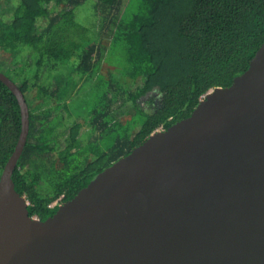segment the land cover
Returning a JSON list of instances; mask_svg holds the SVG:
<instances>
[{
	"label": "trees",
	"instance_id": "1",
	"mask_svg": "<svg viewBox=\"0 0 264 264\" xmlns=\"http://www.w3.org/2000/svg\"><path fill=\"white\" fill-rule=\"evenodd\" d=\"M87 2L92 14L80 20ZM134 3L19 0L0 14V70L30 112L13 179L31 215H53V201L72 199L152 132L191 115L210 90L246 71L264 43V0ZM22 126L20 101L0 79V176Z\"/></svg>",
	"mask_w": 264,
	"mask_h": 264
},
{
	"label": "water",
	"instance_id": "2",
	"mask_svg": "<svg viewBox=\"0 0 264 264\" xmlns=\"http://www.w3.org/2000/svg\"><path fill=\"white\" fill-rule=\"evenodd\" d=\"M0 176V264H264V43L229 86L156 130L46 219L13 172L30 112Z\"/></svg>",
	"mask_w": 264,
	"mask_h": 264
},
{
	"label": "rangeland",
	"instance_id": "3",
	"mask_svg": "<svg viewBox=\"0 0 264 264\" xmlns=\"http://www.w3.org/2000/svg\"><path fill=\"white\" fill-rule=\"evenodd\" d=\"M18 2H19V0H0V14H3L4 11H6V9H8V8L12 9V11H13L14 8L16 7V5L18 4ZM124 3H126V1ZM138 6H139V0H135L134 6L132 8L137 9ZM90 7H91V2H87V3H84L82 6H80L77 9V10H79L78 15H80V16L78 18H80V20L85 19V21H86L88 16H91L92 13H91ZM8 12L9 11H7V15H8ZM97 17L95 19V24L100 26V27L103 26L102 30H105L107 22L103 23L102 19L99 16H97ZM84 24H85V22H84ZM13 69H14L13 67L10 68V65H8L7 68L3 67L4 71H6L10 75L16 77V75H15L16 73L14 72ZM66 114H68V113L66 112ZM75 114L77 115V113H75ZM64 120H66V117L64 118ZM85 128H87V127H85ZM137 129H139V127ZM95 135H99V133H94L91 136V139H93L95 137Z\"/></svg>",
	"mask_w": 264,
	"mask_h": 264
},
{
	"label": "built area",
	"instance_id": "4",
	"mask_svg": "<svg viewBox=\"0 0 264 264\" xmlns=\"http://www.w3.org/2000/svg\"><path fill=\"white\" fill-rule=\"evenodd\" d=\"M204 98H205V97H204ZM163 129H164L163 127H160V128H159V130H163ZM61 198H62V196L59 197L58 199H56L55 201H53V202L50 204V206H55V205H57V204H59V205L63 204L64 202L61 201Z\"/></svg>",
	"mask_w": 264,
	"mask_h": 264
},
{
	"label": "clouds",
	"instance_id": "5",
	"mask_svg": "<svg viewBox=\"0 0 264 264\" xmlns=\"http://www.w3.org/2000/svg\"><path fill=\"white\" fill-rule=\"evenodd\" d=\"M159 130V129H158Z\"/></svg>",
	"mask_w": 264,
	"mask_h": 264
}]
</instances>
